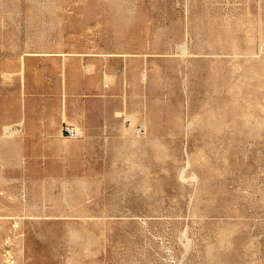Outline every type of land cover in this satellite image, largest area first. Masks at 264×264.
Returning <instances> with one entry per match:
<instances>
[{"label":"rangeland","instance_id":"obj_1","mask_svg":"<svg viewBox=\"0 0 264 264\" xmlns=\"http://www.w3.org/2000/svg\"><path fill=\"white\" fill-rule=\"evenodd\" d=\"M28 54L111 70V140L0 129V264H264V0H0Z\"/></svg>","mask_w":264,"mask_h":264},{"label":"crops","instance_id":"obj_2","mask_svg":"<svg viewBox=\"0 0 264 264\" xmlns=\"http://www.w3.org/2000/svg\"><path fill=\"white\" fill-rule=\"evenodd\" d=\"M94 57H62L33 54L8 63L11 78L0 80V129L23 124L26 142L69 140L63 134L64 123L75 124L81 135L70 139L77 144L95 137L111 140V90H105L104 76L109 68L101 67ZM96 62V64L94 63ZM111 88V83L106 86ZM118 102L124 100L115 95ZM96 120H99L96 122ZM14 143L16 140H8Z\"/></svg>","mask_w":264,"mask_h":264},{"label":"built area","instance_id":"obj_3","mask_svg":"<svg viewBox=\"0 0 264 264\" xmlns=\"http://www.w3.org/2000/svg\"><path fill=\"white\" fill-rule=\"evenodd\" d=\"M63 134L67 138H77L81 135V132L79 131V128L73 124H65L63 126Z\"/></svg>","mask_w":264,"mask_h":264},{"label":"bare ground","instance_id":"obj_4","mask_svg":"<svg viewBox=\"0 0 264 264\" xmlns=\"http://www.w3.org/2000/svg\"><path fill=\"white\" fill-rule=\"evenodd\" d=\"M11 131V130H10ZM80 131V130H79ZM10 134H12V132H10Z\"/></svg>","mask_w":264,"mask_h":264}]
</instances>
